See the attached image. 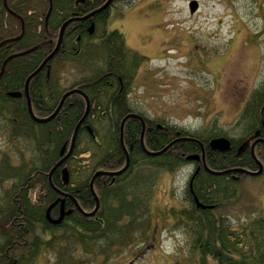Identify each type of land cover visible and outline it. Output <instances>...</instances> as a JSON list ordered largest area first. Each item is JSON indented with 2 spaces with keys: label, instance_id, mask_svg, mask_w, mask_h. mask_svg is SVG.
<instances>
[{
  "label": "trees",
  "instance_id": "obj_1",
  "mask_svg": "<svg viewBox=\"0 0 264 264\" xmlns=\"http://www.w3.org/2000/svg\"><path fill=\"white\" fill-rule=\"evenodd\" d=\"M6 3L8 8L22 18L24 32L19 39L0 45V69L7 56L34 48L9 59L0 75V134L7 138L9 144L6 149L0 150V264H14L12 252L20 254L16 258L17 263L31 264L33 257L23 256L26 250L20 246L31 245L32 253L38 252L42 245L47 246L48 242L41 239L38 233V225L44 230H49L52 239L55 238L62 243L74 245L73 241L69 240L71 237L83 238V246L88 252H95L92 250L94 246L108 244L92 240L98 236L114 238V246L120 248L126 245L128 238L139 236L135 231L140 230L141 235L146 237V233L144 235L143 233L151 227L149 199L155 179L152 174L157 168L166 167L170 171H175L181 164L189 163L185 156L199 154L201 151L199 145L194 140L182 139L171 144L157 156L147 155L142 152L140 145L141 122L135 118L126 119L122 127V139L124 146L131 145L128 149L130 162L125 171L116 175L124 177L115 187L105 186L101 191L95 183L101 177L98 176L94 180L93 190L101 207L128 204L129 208L124 209L121 206L118 210L97 208L91 216L76 211L71 214V218L79 228L65 223L50 224L45 218V210L58 196L55 189L70 191L83 207L90 209L94 206V198L89 189V182L95 170L119 169L123 166L125 154L120 144V122L126 114L138 111L129 93L144 55L133 50L129 54L127 51L124 52L123 45L117 43V40H120L117 31L111 33L105 47L100 49L98 46L94 47L93 59L89 57L83 64L80 55H72L67 50L62 51L64 47L62 42L58 52L63 54L58 56L57 52L30 79L28 93L32 111L40 118L51 114L64 90L82 87L71 83L65 73L71 72L77 76L72 70L76 68L81 77L86 78L84 81H91L89 85L91 87L84 91L90 103L89 112L77 130L72 152L51 174L52 187L48 180V172L62 157L61 147L64 144L66 148L68 147L74 127L85 111V98L78 92L70 93L54 117L46 122H36L27 111L23 93L19 97H13L8 92L23 91L27 76L53 49L62 22L74 13L78 14V11L88 10L90 4L80 7L75 6L73 0H52L45 23L48 0H6ZM261 11L264 17V9ZM70 27L65 29L64 35L69 32ZM19 32L20 20L6 12L0 0V41L16 36ZM252 36L256 37V34L252 33ZM109 72L117 73L121 79L123 78V90L119 91L118 84L112 90L105 87L104 77ZM157 121L164 122L167 133L160 135L155 143L146 139L143 133V142L150 149L159 150L173 139L188 135L202 142L204 157L210 168L255 169L256 163L250 150L236 155L235 147L257 129L260 135L264 136V75L253 87L233 124L235 128L244 129L242 135L228 134L223 128L216 129L213 125L208 130L207 127L189 130L160 118H157ZM221 135L230 138L232 148L226 152L210 150L207 145L208 139ZM173 154L176 160L172 162ZM254 155L261 162L264 161V144H257L254 147ZM65 166L70 176L69 184L62 179V168ZM200 179L203 181L206 179L205 182L210 183L216 180L210 176L204 178L199 176L197 180ZM186 189L188 191L187 185ZM192 189L197 194L199 188L196 181L193 182ZM213 197L212 194L210 198ZM67 201L71 203L70 200ZM57 213L58 208L54 206L50 215L56 216ZM97 213L104 219L102 224L91 218ZM219 221L220 225L214 226L212 223L208 230L210 234L206 244L199 240L200 235L196 230L192 232L194 243L202 244L200 250L203 257L199 258V264H210L206 255H210L216 264H264V211L241 218L238 230L230 228L228 223L230 220L226 215L220 217ZM60 229L62 232H59ZM97 231L101 233L98 234ZM118 251L115 250V255ZM233 253L238 257L236 258ZM64 259L68 261L69 257Z\"/></svg>",
  "mask_w": 264,
  "mask_h": 264
},
{
  "label": "rangeland",
  "instance_id": "obj_2",
  "mask_svg": "<svg viewBox=\"0 0 264 264\" xmlns=\"http://www.w3.org/2000/svg\"><path fill=\"white\" fill-rule=\"evenodd\" d=\"M189 1L129 0L123 14H110L108 25L119 27L127 44L144 55L133 92H138L143 105L157 110V118L173 125L189 130H208L213 125L242 135L244 129L233 124L264 75V0H195L193 12ZM65 75L74 77L71 72ZM8 145L0 134V150ZM157 174L150 215L157 224L145 231L143 251L129 261L134 246H127L105 263H194L196 254L183 256L176 245L177 239L188 247L187 236L176 227L163 228L158 223L164 207L177 205L174 195L184 192L187 176L180 169ZM262 210L264 175L244 178L238 197L223 215L239 221ZM149 242L154 245L148 246ZM38 263L47 261L41 257Z\"/></svg>",
  "mask_w": 264,
  "mask_h": 264
},
{
  "label": "flooded vegetation",
  "instance_id": "obj_3",
  "mask_svg": "<svg viewBox=\"0 0 264 264\" xmlns=\"http://www.w3.org/2000/svg\"><path fill=\"white\" fill-rule=\"evenodd\" d=\"M48 1L50 2V0ZM106 1L107 0H73V3L75 6L82 7L84 5L90 4V8L88 10L84 12L78 11V14L74 13L73 17L83 16L91 12L92 10L99 8L104 3H106ZM128 1L129 0H110L101 10L94 13L91 17L80 20V21H73L70 24H68L66 28L68 26H71L70 30L65 35L63 32L62 39H61V43L64 42V47H62V51L67 50L71 52L72 55L73 54L80 55L82 59V64H83L84 61L88 59L89 57L93 59L92 52L94 50V47L98 46L97 48L99 49L101 47H105L104 45H106V43L111 38V33L117 31L120 35V40H117V43H120L121 45H123L122 49L124 48V52L127 51L129 54V52L133 50L138 53L139 52L138 50L133 49L127 44L125 36L123 35V31H121L119 27H113V26L110 27L108 25L110 14L113 11H114L113 14L115 15L123 14ZM51 3H52V0H51ZM2 5L5 8L6 12H8L9 14H12V15L17 14L15 11L8 8L9 6L7 5V3H6L7 5V8H6L3 4V0H2ZM90 26H91V31H92L91 33L89 32ZM56 41L54 42L53 48L56 44ZM61 43H60V46H61ZM87 53H88V56H87ZM57 54L58 56H61L63 53L58 52ZM85 79L86 78H83V77H76L74 80L70 82L76 83L77 86L79 85L82 86L81 88L79 87H73V88H78V89H81L82 91H86L87 88L91 87L89 86L91 84V81H84ZM104 80L105 82H103V84H105L106 85L105 87L108 89H111V90L114 89V87L117 84L119 86V91L123 90L124 88L123 78L121 79L120 75L117 73L109 72L108 75L104 77ZM134 80H135V77L133 78V81ZM63 85L67 86L68 84H63ZM69 89H72V88H69ZM69 89L67 88L66 90H64V92ZM129 95L132 97V100L134 99L133 103L136 106V110H138V111H134L133 113L140 115L144 120V127H145L144 133H145L146 139L155 143V141L158 140V137L160 135L167 133V126L164 124V122L157 121V118H156L157 115L155 114L157 112L156 110L154 111L155 113H153V111L150 108L149 109L142 108L141 107L142 104L139 101L135 102V96L132 93V89ZM145 111H148V114L145 113ZM86 127L88 128V125ZM162 128L166 131L160 130ZM177 134H178V131H176V135ZM186 137L194 139V142H196V144H198L200 147L201 151L199 155H201L202 150L204 152V148H202L203 144L201 146V143L198 142L197 139L192 136L187 135ZM257 138L260 140L256 142L255 146L257 144H264V136H261L259 133ZM252 140L253 139H251V142ZM242 141L239 142L235 147L236 155L241 154L245 150L249 149V146H248L245 150L237 153V149L239 145L242 143ZM97 143L101 144L100 141H97ZM230 144L232 147L231 140H230ZM126 146L125 148L128 153V149L129 147H131V145L126 144ZM146 148L148 150H153L148 147ZM212 151L219 152L217 150H212ZM142 152L144 151L142 150ZM175 160L176 158H175V155L173 154L171 156V161L173 162ZM143 161H147V160L143 159ZM204 163L208 168H210L206 163L205 157L204 159H202V157H199V159L190 160L189 163L181 164V166L178 167L180 170H182V172H185V176H187V179H186L187 184H185L184 186L185 188L184 192H182L180 195H177V194L174 195V202H176L177 205L172 204L168 207L163 206L165 210L161 211L160 221H158L161 227L163 228H170L172 226L176 227V229L180 230L183 234L187 236L186 241L190 243L188 247L186 246V244H183V245L180 244V241L177 239H176V242H177L176 245H178L181 248V251L183 252V256H186V254H189V255L196 254V258L193 264H199L198 263L199 258L203 257L202 250H200V248L202 244L204 243L206 244V241L208 240V235L210 234L208 233V230L210 229L212 223L214 226L221 224L219 220H220V217L224 216L223 214L225 212V208L228 205H231L234 199H236L240 193V184L243 181L242 176H249L243 172L230 171V169H234V167L221 169V170L210 168L213 171H224L222 173H214V172L207 170L206 167L204 166ZM262 165H263V168L259 174L250 175V176H256V177L263 176L264 175V161H262ZM143 167L146 168V166H143ZM64 168L66 169L67 166H65ZM178 168H175V169H178ZM236 168H239V167H236ZM163 169L168 170L166 167ZM96 170L114 171L116 169L98 168ZM250 170H256V168L250 169ZM152 175L157 176L158 174H152ZM98 176H101V177H99L95 181V183L97 186H99L101 191L104 189L105 186L114 185L113 187H115L118 183H120L119 180H121L124 177V176L111 175L108 173H101L99 175H96V177ZM199 176L202 178H204V176H210V177L215 178L216 180L213 181L212 183L205 182L206 179L204 181L202 179L197 180ZM69 177L70 176H67V180L64 181L65 183H68V184L70 183ZM94 180H93V184H94ZM190 181H192V186H193V182L196 181V186L197 188H199L197 191V194H195L193 189L191 190L189 188L188 184ZM186 185L188 187V191L186 189ZM118 192L119 190H117L116 193ZM212 194L214 197L210 198ZM57 198H59V201L55 206H57L58 208V213L56 216L55 215L52 216V218H56L59 215L60 204L62 203L63 211L65 213L63 215L62 221L59 224L65 223V225H70L75 228H79V225L73 222L71 218V214L76 211L83 214L82 213L83 211L89 212L94 207L93 206L90 209L83 207L81 203L78 202V200L76 199L77 197L75 198V196L71 194L70 191H67L65 189L60 190V193H58ZM153 198H154V192L151 194L150 199H149L150 215L152 213ZM67 200H70L71 203H68ZM128 200L129 199L127 198V201ZM100 204H99L98 210L101 208L107 209V210H116V209L118 210L120 209L119 206H121V205L114 204V206L111 205V206H107L106 208L105 206L101 207ZM205 206H212V207H205ZM121 207L124 209L129 208V205L125 204V205H122ZM169 209L171 210V213L168 211ZM91 218L96 219L95 221L99 224H102L104 220L103 217H101L98 213L94 215V217H91ZM153 223L157 224V222L153 221L151 222V225ZM228 223L230 225V228L232 227L238 230L241 224V219L239 221L230 220V222ZM38 228H39L38 233L41 239H43L45 242H48L47 246L42 245L39 251L36 253H32L33 247L29 244L26 245L25 247L20 246V248L23 247L26 250V252L22 254L23 256L33 257V261L31 262V264H40L38 263V261L40 260L41 257L46 259L47 261L46 264H107L105 263L107 260L114 258L116 249L119 250L117 253L119 254L123 248L127 246H129L130 248L131 245H133L134 247H132L129 250V252L131 253V256H129L131 259L129 261H131L135 257H139V255L143 251V248L141 247H144L147 241V238L141 235L142 233L140 230L135 231L139 236H136L130 239L128 238L125 243L126 245L122 248H120V246H116V247L114 246L113 244V242L115 241L114 238L98 236V237L92 238V240L100 242V243L108 242V244L102 245V246H99V245L94 246L92 250H95V252H88L86 251L87 248L83 246V241H84L83 238L80 239V237L79 238L71 237L69 240L70 242L73 241L74 245H72L71 243L66 244V243L60 242L59 240H56L55 238L52 239L51 233L49 232V230L47 229L44 230L39 225H38ZM195 230H196V233L200 235L199 240L202 241V244L194 243V237H192L193 235L192 232ZM59 232H62V230L60 229ZM97 233L100 234L101 232L97 231ZM144 234L145 232L143 233V235ZM23 244H25V241H23ZM151 245H154V244L149 242L148 246H151ZM176 252H178L177 248H175V253ZM230 252L232 251L230 250ZM235 253H237V250L235 251ZM235 253H233V255H235V257L237 258L238 255ZM11 255H13V258H14L13 263L19 264L17 263L16 258H18L20 254L19 253L16 254L15 252H12ZM67 257H69L68 261L64 259ZM73 258L75 259L79 258V259L75 260ZM206 259L209 260L210 264H216L214 261L211 260L212 257L210 255H206Z\"/></svg>",
  "mask_w": 264,
  "mask_h": 264
},
{
  "label": "water",
  "instance_id": "obj_4",
  "mask_svg": "<svg viewBox=\"0 0 264 264\" xmlns=\"http://www.w3.org/2000/svg\"><path fill=\"white\" fill-rule=\"evenodd\" d=\"M110 0H107L106 3H104L101 7H99L98 9L96 10H93L89 13H87L86 15H84L83 17H80V18H74V19H85L91 15H93L95 12H97L98 10H100L101 8H103ZM5 4V2H4ZM196 1L195 0H191L189 1V8H190V12H193L196 8ZM50 8L51 6H49V9H48V12L46 14V18L49 14V11H50ZM71 20L73 19H69L67 21H65L61 28H60V31H59V36H58V42L56 44V47L53 49L52 52H50L43 60L42 62L38 65V67L33 71L31 72L26 80H25V84H24V94H25V97H26V107H27V111L29 113V115L31 116V118L33 120H35L36 122H46L48 120H50L52 117H54L56 115V113L58 112V110L60 109L64 99L66 98V96H68L70 93H73V92H80V90L78 89H72V90H69L67 91L66 93H64L56 107V109L48 116L44 117V118H38L36 117L34 114H33V111H32V107H31V102H30V98H29V95H28V83L30 81V79L36 74L38 73L42 67L53 57V55L56 53L58 47H59V43H60V40H61V35H62V32H63V29L65 28V26L67 25V23H69ZM89 30H91V26L89 27ZM23 33V27H22V30L20 32V34L18 36H15V37H12V38H8V39H4L2 41H0V45L7 42V41H10V40H16L18 39L19 37H21ZM34 47L32 48H29V49H26L24 51H21V52H18V53H14V54H11L9 55L7 58H5V60L3 61L2 63V66H1V69H0V75L2 74L3 70H4V66L6 64V62L11 59L12 57L16 56V55H21V54H24L28 51H30L31 49H33ZM20 92H10L9 95L13 96V97H18L20 96ZM84 97H85V100H86V108H85V112L83 113V115L81 116V118L78 120V122L76 123L75 127H74V130H73V133H72V136H71V140H70V144H69V148H68V151L52 166V168L49 170L48 172V180H49V183L50 185L53 187L52 183H51V174L52 172L54 171V169L60 165L71 153L72 149H73V145H74V140H75V136H76V133H77V130L79 128V126L81 125V123L84 121L87 113H88V110H89V103H88V99L86 97V95L84 93H81ZM128 117H138L136 114H133V113H130V114H127L126 116H124V118L122 119L121 121V124H120V138L122 137V125L124 123V121L128 118ZM140 118V117H139ZM141 121H142V126H143V120L142 118H140ZM142 135H143V128H142V132L140 134V144H141V147L142 149L148 154V155H157L159 153H161L162 151H164L172 142H176L178 140H182V139H186V138H183V137H180V138H176L175 140H173L172 142H170L169 144H167L165 147H163L161 150L159 151H149L145 148L144 144H143V141H142ZM259 135V131L256 130L248 139L244 140L240 146L238 147L237 149V153L245 150L248 146H250V151H251V154L252 156L254 157L256 163H257V170L256 171H250V170H246V169H243V168H235V169H230V170H234V171H241V172H244L246 174H249V175H255V174H259L261 171H262V164L259 160L256 159V157L254 156V152H253V148H254V145L257 141H259L260 139H257L255 137H257ZM251 139H254L253 142L250 144V140ZM122 142V141H121ZM208 146L213 149V150H218V151H227L230 149V141L227 137L225 136H219V137H213L211 138L209 141H208ZM64 150H65V144L62 146L61 150H60V154H63L64 153ZM201 157L202 159H204V154L203 152L201 153ZM187 159H199V155L197 154H190V155H187L186 156ZM128 163H129V159H128V155H126V159H125V164L122 168H120L119 170H116V171H112V172H107V171H96L94 173V175L92 176L91 180H90V184H89V189L91 191V193L93 194L94 198H95V206L93 208V210L89 213H86L87 215H93L94 212L96 211L97 207H98V198L93 190V180L94 178L96 177V175H99L101 173H112V174H119V173H122L128 166ZM204 166L206 167L205 163H204ZM207 170H209L207 167H206ZM211 172H214V173H222L224 171H212V170H209ZM227 171V170H226ZM62 179L64 181L67 180V171L65 169L62 170ZM57 190V189H56ZM58 192H60L59 190H57ZM59 198H56L53 202H51L47 208H46V211H45V215H46V218L52 222V223H59L61 220H62V217L64 215V211H63V207H62V203L60 204V213H59V216L55 219L51 218L50 217V210L51 208L56 205V203L58 202Z\"/></svg>",
  "mask_w": 264,
  "mask_h": 264
}]
</instances>
